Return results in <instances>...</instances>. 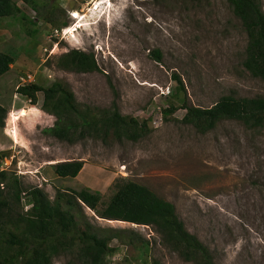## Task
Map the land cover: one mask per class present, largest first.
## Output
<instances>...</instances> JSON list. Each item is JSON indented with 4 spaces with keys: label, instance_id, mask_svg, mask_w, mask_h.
I'll list each match as a JSON object with an SVG mask.
<instances>
[{
    "label": "rangeland",
    "instance_id": "obj_1",
    "mask_svg": "<svg viewBox=\"0 0 264 264\" xmlns=\"http://www.w3.org/2000/svg\"><path fill=\"white\" fill-rule=\"evenodd\" d=\"M14 2L21 13L0 18V51L15 58L0 78V104L10 110L0 129V170L17 178L24 192L40 187L51 200L59 192L90 189L107 204L116 180H132L174 204L216 264H264V126L223 120L203 134L184 122L191 107L208 109L226 96H264V81L243 66L248 36L228 2ZM80 21L82 27L75 28ZM70 28L72 36L66 34ZM72 50L93 53L100 71L62 69L60 56ZM23 79L44 88L60 82L82 110L96 115L104 116L116 101L122 115L147 122L148 133L138 142H61L44 133L56 119L40 109L43 93L39 109H30L29 99L18 93ZM73 160L85 163L79 176L57 177L52 165ZM22 198L27 212L31 205ZM84 210L96 225L93 213ZM98 224L124 230L121 240L111 242L115 252L108 264H191L148 226ZM54 264L71 263L58 257Z\"/></svg>",
    "mask_w": 264,
    "mask_h": 264
},
{
    "label": "trees",
    "instance_id": "obj_2",
    "mask_svg": "<svg viewBox=\"0 0 264 264\" xmlns=\"http://www.w3.org/2000/svg\"><path fill=\"white\" fill-rule=\"evenodd\" d=\"M226 1L248 36L243 66L253 77L264 81L262 0ZM19 13L21 10L14 0H0V18ZM155 54L160 59V53ZM14 63L13 55L0 51V78L10 72ZM59 66L78 73L100 71L95 55L82 50L60 56ZM18 93L27 97L33 108L38 107V94L43 93L40 109L56 119L44 133L70 145L86 138L104 140L107 137L119 142H138L148 133V123L141 124L122 115L116 101L104 116L82 110L75 94L60 82L48 88L26 85L19 87ZM9 112L0 104V129L4 128ZM223 120L238 121L251 129L262 128L264 96L239 99L226 96L208 109L191 107L184 117L185 123L203 134ZM84 165L83 161H65L53 165V169L59 178L75 179ZM1 186L7 190L0 189V264H54L58 257L67 258L71 264H108V257L115 252L111 242L121 240L124 230L103 228L98 218L148 226L159 235L165 247L178 253L185 262L216 264L210 249L186 229L174 204L132 180H116V193L107 204L103 203L100 193L90 189L72 194L59 192L54 200L40 187L24 192L18 179H11L7 171H0ZM22 195L28 197L31 205L27 212L21 207ZM85 208L93 213L91 218L96 225L89 222Z\"/></svg>",
    "mask_w": 264,
    "mask_h": 264
},
{
    "label": "bare ground",
    "instance_id": "obj_3",
    "mask_svg": "<svg viewBox=\"0 0 264 264\" xmlns=\"http://www.w3.org/2000/svg\"><path fill=\"white\" fill-rule=\"evenodd\" d=\"M108 2H110L111 0H107ZM101 3V2H100ZM105 4V3H104ZM107 4H110V3H107ZM101 8V7H100ZM94 9V8H93ZM84 18L81 20L83 22ZM81 21L78 23V25L75 26V28L79 29L82 27V25H79L81 23ZM73 31L74 29L73 28H70L68 30H66V34H70L71 36L73 35Z\"/></svg>",
    "mask_w": 264,
    "mask_h": 264
},
{
    "label": "built area",
    "instance_id": "obj_4",
    "mask_svg": "<svg viewBox=\"0 0 264 264\" xmlns=\"http://www.w3.org/2000/svg\"><path fill=\"white\" fill-rule=\"evenodd\" d=\"M63 32H64V31H63ZM23 81H24L23 86H26V85H30V84H32V83L29 84V83L27 82L26 79H23ZM27 83H28V84H27ZM23 86H22V87H23ZM4 165L8 168L9 166H11V161H10V160H7V161H6V164H4ZM0 171H1V170H0ZM2 171H3V170H2Z\"/></svg>",
    "mask_w": 264,
    "mask_h": 264
},
{
    "label": "crops",
    "instance_id": "obj_5",
    "mask_svg": "<svg viewBox=\"0 0 264 264\" xmlns=\"http://www.w3.org/2000/svg\"><path fill=\"white\" fill-rule=\"evenodd\" d=\"M38 108V107H37ZM37 108H33V107H30V109H37ZM39 109V108H38ZM10 111V110H9ZM27 114V110H22V112L20 113L21 116H26ZM10 158H13L12 156ZM8 160V159H7ZM55 165V164H54ZM53 166V165H52Z\"/></svg>",
    "mask_w": 264,
    "mask_h": 264
},
{
    "label": "water",
    "instance_id": "obj_6",
    "mask_svg": "<svg viewBox=\"0 0 264 264\" xmlns=\"http://www.w3.org/2000/svg\"><path fill=\"white\" fill-rule=\"evenodd\" d=\"M98 219L104 221L103 219H100V218H98ZM110 222H114V221H110Z\"/></svg>",
    "mask_w": 264,
    "mask_h": 264
}]
</instances>
